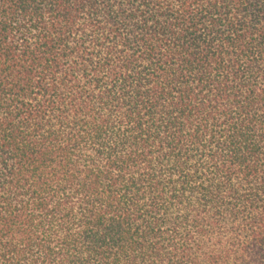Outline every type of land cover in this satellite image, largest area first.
I'll return each mask as SVG.
<instances>
[{
  "label": "trees",
  "instance_id": "1",
  "mask_svg": "<svg viewBox=\"0 0 264 264\" xmlns=\"http://www.w3.org/2000/svg\"><path fill=\"white\" fill-rule=\"evenodd\" d=\"M0 264H264V0H0Z\"/></svg>",
  "mask_w": 264,
  "mask_h": 264
}]
</instances>
